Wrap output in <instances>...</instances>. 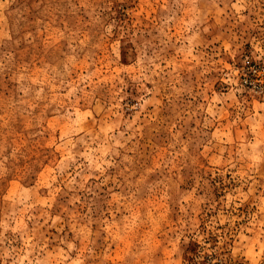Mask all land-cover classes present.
<instances>
[{"label":"rangeland","instance_id":"rangeland-1","mask_svg":"<svg viewBox=\"0 0 264 264\" xmlns=\"http://www.w3.org/2000/svg\"><path fill=\"white\" fill-rule=\"evenodd\" d=\"M0 264H264V0H0Z\"/></svg>","mask_w":264,"mask_h":264}]
</instances>
